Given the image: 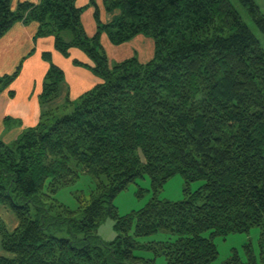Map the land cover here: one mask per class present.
Segmentation results:
<instances>
[{
    "label": "trees",
    "instance_id": "trees-1",
    "mask_svg": "<svg viewBox=\"0 0 264 264\" xmlns=\"http://www.w3.org/2000/svg\"><path fill=\"white\" fill-rule=\"evenodd\" d=\"M235 2L264 40L258 3ZM10 4L0 0V39L16 23L35 22L36 39L53 37L63 57L80 50L92 65L73 64L101 82L74 102L66 98L61 106L72 110L59 117L54 111L61 106L52 103L64 73L42 54L49 67L39 122L11 143L0 141V205L17 221L11 231L0 221V264H154L133 252L145 247L138 238L159 232L177 236L154 245L167 264H213L215 237L252 227L262 229L264 264V49L231 0H103L104 10L117 16L104 24L96 9L92 37L81 22L86 7L76 0L22 2L14 10ZM103 34L114 46L150 38L153 58L110 65ZM20 70L0 77V94ZM79 172L96 185L74 211L50 194L73 184ZM175 175L202 186L185 190L183 201L152 199L118 216L113 201L130 183L147 176L156 191ZM106 218L118 233L110 243L97 236ZM53 226H65L68 237H56ZM248 255L225 264H258Z\"/></svg>",
    "mask_w": 264,
    "mask_h": 264
},
{
    "label": "crops",
    "instance_id": "crops-1",
    "mask_svg": "<svg viewBox=\"0 0 264 264\" xmlns=\"http://www.w3.org/2000/svg\"><path fill=\"white\" fill-rule=\"evenodd\" d=\"M40 1L11 0L10 6L14 10L19 3L28 2L38 5ZM91 2L95 5L93 6ZM76 5L86 7L81 15V22L89 37L96 32L94 20L96 9H98L100 21L104 24L117 16V13H107L104 10L103 0H76ZM37 30L38 25L35 22L28 25L16 23L0 39V76L12 75L21 65L18 78L0 94V137L7 129L5 120L10 119L7 125L9 137L2 141L6 144L17 139L23 130L35 127L39 122L42 108L38 97L49 67L48 63L42 59L43 53H49L52 64L64 73L65 82L60 88V93L64 96L59 95V99L52 103V106H61L66 98L74 102L101 82L89 70L74 66V61L92 65L84 53L78 49H70L68 57H63L54 49L53 37L35 38ZM100 42L110 64L119 63L131 57L137 58L140 63H147L154 55L153 40L144 36H136L125 44L114 46L103 34ZM10 92L13 96L9 94ZM2 215H4L2 222L6 228L13 230L17 226L14 215L0 205V217ZM4 255L5 253L1 251L0 256Z\"/></svg>",
    "mask_w": 264,
    "mask_h": 264
},
{
    "label": "rangeland",
    "instance_id": "rangeland-1",
    "mask_svg": "<svg viewBox=\"0 0 264 264\" xmlns=\"http://www.w3.org/2000/svg\"><path fill=\"white\" fill-rule=\"evenodd\" d=\"M255 1L260 6L261 12L264 15V0H255ZM231 2L241 14L243 21L248 25V27L252 30V32L258 37L262 45V48L264 49V40L259 35L253 23L246 17L244 11L240 8L238 4H236L235 0H231ZM131 58H134V57H131ZM128 59H125V60H128ZM115 63L116 62H114L113 64ZM83 65L89 66V64H83ZM74 66H78V65H74ZM78 67L89 70L85 66H78ZM18 76L16 77V79L18 78ZM64 82H65V79H64ZM59 95H61V97L64 96V94H61V93H59ZM58 99H56L55 101H57ZM53 105H56V104H53ZM64 108H65L64 106H61L58 109L59 111L56 110L54 112L55 113L59 112L57 114L60 117V116H63L64 114H68L72 110L71 105L65 109ZM8 124H6L7 129H9V127L7 126ZM7 129L4 132H2L0 141H4L5 138L9 137L10 133H9V130ZM95 185H96V182L92 176L79 172L78 179L73 184L58 189L55 193H51L50 196L52 197V200L55 203L63 205L70 210L76 211L82 203H86L89 200L91 193L95 189ZM201 186H202L201 181H195V182L190 183L189 185H186L185 181L180 175H175L172 178H170L168 181H166L163 184L161 189H158L155 191L151 186L150 178L147 176H144L143 178H137L134 182L130 183L126 187V189L118 193L113 201V204L117 209L118 216L122 217V216L131 214L132 212L142 209L152 199L162 201V202L183 201L188 196L187 193H194ZM42 189L44 193H48L47 184H44ZM185 190L187 191V193L184 192ZM53 201L50 200L49 203ZM4 209L10 212L7 209V207H4ZM34 210L35 209L33 208L32 214L34 213ZM52 214L54 215L55 212L52 211ZM3 216L4 215L0 217L1 222L4 221ZM114 224L115 222L110 218H106L98 224L97 236L104 243H110L116 239L118 233L114 229ZM64 227L65 226H58V227L53 226L52 233L58 238H67L68 234L66 232V228ZM60 228L62 229L59 230ZM261 233H262L261 228L252 227L248 232H245V233H232V234L226 235L225 237H215L213 239V242L217 248L218 255L213 264H225L233 255H237V257L242 262H246L249 256L248 253H250V255H252L255 258V261H257L258 264H262L260 260V247H259ZM209 235H210L209 232H205L203 234L205 238H208ZM176 239H177L176 235H172L166 232H159L155 235L138 238L137 239L138 243L145 247L135 249L133 254L135 257L143 258L144 260L154 259V264H167L164 255H162L160 251L157 252L156 250L158 249V247H154V245L157 243L163 244V243L174 242ZM1 251L2 249H1V243H0V254H1Z\"/></svg>",
    "mask_w": 264,
    "mask_h": 264
}]
</instances>
